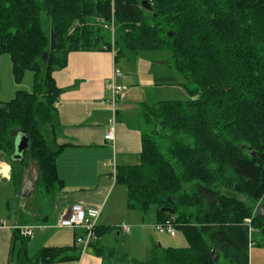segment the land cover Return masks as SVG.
Returning <instances> with one entry per match:
<instances>
[{
  "label": "trees",
  "instance_id": "trees-1",
  "mask_svg": "<svg viewBox=\"0 0 264 264\" xmlns=\"http://www.w3.org/2000/svg\"><path fill=\"white\" fill-rule=\"evenodd\" d=\"M160 49L171 53L167 65L189 99L144 103L141 122L150 129L141 135L140 162L116 167L114 183L126 188L128 210L144 220L151 214L152 226L171 221L187 246L156 245L149 259L131 263L249 264L253 235L264 248V221L256 216L264 203V0H0V56L8 55L17 84L33 73L30 92L0 102V155L14 194L31 161L36 200L64 187L56 168L66 146L56 142L63 91L54 73L70 53L114 52L116 62ZM19 133L28 148L13 161ZM26 219L22 213L19 223ZM114 229L97 226L96 241ZM19 231L9 250L15 264L79 259L74 246L43 247L30 257V238Z\"/></svg>",
  "mask_w": 264,
  "mask_h": 264
},
{
  "label": "crops",
  "instance_id": "crops-1",
  "mask_svg": "<svg viewBox=\"0 0 264 264\" xmlns=\"http://www.w3.org/2000/svg\"><path fill=\"white\" fill-rule=\"evenodd\" d=\"M135 58L134 55L125 59L134 63ZM117 61H114L113 52L77 51L68 55L67 66L63 70L54 73L56 84L63 91L56 103L59 122L56 142L66 146L56 159V168L64 187L47 197L50 204L45 207L36 202L33 185L36 171L34 178L28 172L20 195L16 196L12 188L13 210L10 212L8 199L6 208L0 212V218L5 219L0 222V264H15L9 258L12 232L15 228L22 227L32 228L33 234L26 249L30 257H34L43 247L74 246L80 251L78 261L55 264H111L105 263L102 251L104 246L100 244L108 233L81 251L76 244L79 231L57 226L60 216L73 205H79L85 210L98 209L97 226L117 228V231L114 229L111 232L117 235L123 233L132 240L136 234L144 236L146 233L145 229L138 227L147 225L146 227L153 229L151 221L150 224H144L145 220L139 211L127 209L126 188L121 190L118 186L122 185L112 181L107 163L114 160L116 167L139 164L143 128L140 125L141 120L138 121L137 118L142 119L144 103H151L156 98L153 93L158 97L160 86L167 89L171 86L157 83L165 77H153L152 83L148 85H144L145 77L124 79L116 65ZM127 61L121 67L125 71L130 70L133 75L134 64L131 65ZM150 67L153 65L150 64ZM115 69L120 72V75L115 76V83L123 90L116 107L117 121L114 126L113 144L105 139V133L111 125V116L106 104L109 97L106 84ZM170 77L169 75L166 78ZM3 158L0 155V184L11 185L10 167ZM22 213L28 218L27 224L19 223ZM123 226L129 230H124ZM155 245L154 241L143 242L140 245L139 259L124 256L117 249L122 257L117 258L115 264H132L131 260L145 261L150 257ZM258 249L264 252L263 247Z\"/></svg>",
  "mask_w": 264,
  "mask_h": 264
},
{
  "label": "rangeland",
  "instance_id": "rangeland-1",
  "mask_svg": "<svg viewBox=\"0 0 264 264\" xmlns=\"http://www.w3.org/2000/svg\"><path fill=\"white\" fill-rule=\"evenodd\" d=\"M135 61L130 62L127 61V56L122 57L120 56L117 60V67L120 69L121 74H123L124 79H134L136 76L141 78L145 77L144 85H148V83H152L153 77H168L169 75L174 80V83L169 89L163 88L164 86H160V89L157 91L158 97L155 93L153 95L156 97L154 101L157 99L168 101V100H176V101H186L189 99L188 94L183 90L180 84V77L175 73L173 74V69L170 68L167 64L169 63V59H171V53L165 49H160L153 52H139L135 54ZM126 58V59H125ZM128 62L129 64L133 65V75H131L130 70H124L121 65L124 62ZM152 64L153 67L149 68V65ZM151 70V71H150ZM130 76V77H129ZM170 77V78H171ZM33 85V73L26 72L23 78L21 79L20 83H16L11 71V64L8 55L0 56V102H7L11 100L15 92L17 90L28 91L30 92ZM140 121V118H137ZM141 127L143 128L142 132H148L150 128H146L143 126L142 122H140ZM110 169V168H109ZM35 171H37L34 162H30L29 173L31 177L34 178ZM111 171V169H110ZM114 185V183H112ZM12 188L13 186L9 183H2L0 184V212L4 211L6 208L5 204L8 199L10 200V212L13 210L14 199H12ZM119 189L124 190V186H118ZM48 196L38 197L37 203L43 207L46 204H50V200L47 199ZM21 205L18 203V207ZM23 210V209H22ZM103 213V211H102ZM144 221V224H150L149 221H152L151 214L148 215ZM151 219V220H150ZM5 219L0 218V222ZM100 221V219H99ZM138 227L146 230L144 236L140 234H136L133 238H127L123 233L117 235L114 232L108 233L109 235L104 237L100 244L103 247V256L105 259V263L109 262L111 264H115L117 258H121L120 254L127 256V257H136L139 259L141 257V244L143 242L150 243L155 242L157 246L163 247H174V248H184L187 246L186 240L182 233L177 232L176 237L170 238L167 234H159L155 230L154 226L153 229L146 227ZM118 227V226H117ZM152 231L153 233H150ZM116 234V235H115ZM158 234V235H157ZM158 236V237H157ZM257 237L253 235V243L250 244L249 248V264H264V252H261L258 249L260 246L256 244ZM159 238V240H158ZM255 242V243H254ZM155 245V246H156ZM259 246V247H258ZM119 250L120 254L117 252ZM264 251V249H263ZM149 259V258H148ZM142 261V260H139ZM129 264V263H128Z\"/></svg>",
  "mask_w": 264,
  "mask_h": 264
},
{
  "label": "built area",
  "instance_id": "built-area-1",
  "mask_svg": "<svg viewBox=\"0 0 264 264\" xmlns=\"http://www.w3.org/2000/svg\"><path fill=\"white\" fill-rule=\"evenodd\" d=\"M149 2L151 0H148ZM113 33V29H111ZM114 53V52H113ZM120 75L119 70L115 69L112 72L108 82L107 89L109 90V97L106 100V104L111 116V125L107 133H105V139L111 141L114 144V126L117 120V102L121 96L123 88L115 83V76ZM108 167L111 169V179L114 182L115 179V169L116 165L114 160L107 163ZM99 217V210H85L79 205H73L68 210H66L59 218L57 226L59 228H69L73 230H78L79 234L76 235V244L84 251L88 246L96 241L95 228L97 227V219ZM245 222L250 224V219H245ZM155 230L159 234H168L170 237L176 235L174 225L171 221H165L164 223L157 224L154 226ZM123 229L128 231L126 226ZM20 235L23 237L31 238L33 232L30 227L19 228ZM250 229L249 233H252ZM252 244V242L250 243Z\"/></svg>",
  "mask_w": 264,
  "mask_h": 264
},
{
  "label": "water",
  "instance_id": "water-1",
  "mask_svg": "<svg viewBox=\"0 0 264 264\" xmlns=\"http://www.w3.org/2000/svg\"><path fill=\"white\" fill-rule=\"evenodd\" d=\"M142 7L145 10H148V11L152 10L151 5L148 4V2H145V1L142 2ZM168 35H170V32L168 33ZM55 42H56L55 41V34H54L53 30H51V33H50V50L54 49ZM47 56H48V54L44 53L42 55V60L46 61ZM14 143H15V149H14L13 154L11 155V160L16 161V160H19L21 158V156H22V153L25 150H27L28 143H29V138L27 136H25L23 133H19V134L16 135ZM25 181H27V180H25ZM160 211L163 212V213H169V214H173L174 213L173 210H171L169 208H161ZM256 216L261 218L264 221V203H262L258 207V209L256 211Z\"/></svg>",
  "mask_w": 264,
  "mask_h": 264
}]
</instances>
